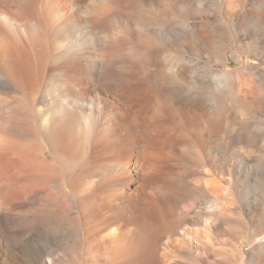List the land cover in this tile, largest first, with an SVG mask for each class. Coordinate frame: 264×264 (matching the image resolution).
I'll return each instance as SVG.
<instances>
[{
  "label": "bare ground",
  "instance_id": "6f19581e",
  "mask_svg": "<svg viewBox=\"0 0 264 264\" xmlns=\"http://www.w3.org/2000/svg\"><path fill=\"white\" fill-rule=\"evenodd\" d=\"M153 1L0 0V264H264V0Z\"/></svg>",
  "mask_w": 264,
  "mask_h": 264
},
{
  "label": "rangeland",
  "instance_id": "374dc122",
  "mask_svg": "<svg viewBox=\"0 0 264 264\" xmlns=\"http://www.w3.org/2000/svg\"><path fill=\"white\" fill-rule=\"evenodd\" d=\"M166 0H163V2H165ZM154 2L155 1H153V0H151V3L153 4V6H154ZM226 53H227V59H225V62H226V66H225V68H228V69H231V68H235V67H238V66H240V63L238 62V60L237 59H235V57L233 56V54H232V52H230V50H227L226 51ZM242 60L243 61H248V62H250V63H256V64H260V65H263L260 61H258V59L254 56V54L253 53H251V54H249V53H243L242 54ZM264 66V65H263ZM203 112H205L204 110H200V109H197V113H203ZM205 123H207V121L205 122L204 121V124ZM204 135H205V137H204ZM203 135V137L204 138H206L207 137V135L206 134H204ZM198 138V137H197ZM199 141V140H198ZM238 158H232V162L233 161H235V160H237ZM202 168H207V166H205V165H203L202 166ZM220 172H222V171H220ZM226 178V177H225ZM254 178H258V180H264V174H260V173H258V174H256V176H254ZM226 181V180H225ZM224 181V182H225ZM257 182H255L254 180H252V178H249L248 179V183H247V186L248 187H260V185H259V183H257ZM225 184H227V181L225 182ZM225 237V238H224ZM223 238V240L222 241H218L217 243H221L222 242V244H218V245H216V247L218 248V247H225L226 249H232V247H231V245L229 244V243H227V237L226 236H223L222 237ZM227 243V244H226ZM80 247V242H79V240H78V238L77 237H74L73 239H72V243H71V248H72V250L74 251V250H78V248ZM250 247H251V244L250 243H247V244H245L244 245V249H245V254H246V258H245V262L243 263V264H246V259H247V256H248V252H249V249H250Z\"/></svg>",
  "mask_w": 264,
  "mask_h": 264
}]
</instances>
